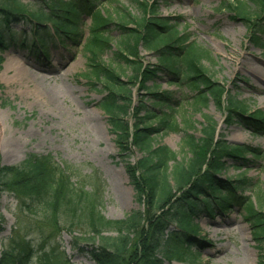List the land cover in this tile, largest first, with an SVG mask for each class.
<instances>
[{"label": "trees", "instance_id": "1", "mask_svg": "<svg viewBox=\"0 0 264 264\" xmlns=\"http://www.w3.org/2000/svg\"><path fill=\"white\" fill-rule=\"evenodd\" d=\"M97 1L36 0V7L29 9L21 0H0V72L3 51L20 39L36 53L38 49L45 53L55 42L70 40L75 46L81 43L85 17L92 22L84 43L86 49L94 57L112 50V20L95 9ZM132 1L142 16L124 15L115 25L120 37L113 62L122 71L123 66L131 68L133 81H122L121 74L110 65L93 63L89 66V82L93 88L102 87L104 97L97 107L108 117L118 156L125 164L136 201L146 207V212H133L122 221L107 219L100 210L104 197L100 179L92 181L90 176L75 183V169L67 163H57L51 155L32 154L18 166H0V196L12 194L21 210L32 216H39L44 209L48 218H54L67 230L86 228V233L74 238V249L88 254L96 264H163L160 252L174 234L176 243L164 258L193 263L198 257L192 249L202 244L192 237L200 234L195 219L203 213L211 215L217 208L228 210L235 204L243 207L256 241L264 247V214L257 212L248 198L236 194L253 186L252 180L244 176L229 184L219 180L227 168L226 158L241 161L251 154L258 159L262 158L261 152L246 145L219 142L216 123L206 117L202 139L187 135L184 140L192 157L179 161L171 148L155 144L158 135L177 132L178 125L173 121L181 103L173 93L159 92L157 81L163 75L168 85L188 89L196 106L214 100L225 107L228 123L242 124L260 135L264 134V110L247 115L245 106L224 85L213 81L203 65L208 53L180 32L176 23L159 16L155 7L158 0ZM230 3L228 8L235 11L234 17L249 29L248 40L264 49V0ZM25 21L33 37H15L13 25ZM138 47L153 52L158 64L144 67L135 62ZM148 83L153 85L148 87ZM136 84L151 98V105H135L131 87ZM132 149L141 154L136 165L129 162ZM174 224L178 233L170 231ZM113 230H117V237L105 235ZM52 254L43 244L35 249L31 241L19 238L1 254L0 264H31L33 258L38 264H54ZM258 264H264V250Z\"/></svg>", "mask_w": 264, "mask_h": 264}, {"label": "rangeland", "instance_id": "2", "mask_svg": "<svg viewBox=\"0 0 264 264\" xmlns=\"http://www.w3.org/2000/svg\"><path fill=\"white\" fill-rule=\"evenodd\" d=\"M230 2L158 0L155 7L160 17L176 23L180 32L186 33L191 41L208 53L203 57L208 75L224 85L245 106L250 116L254 111L264 110V79L258 78L259 74L264 75V49L248 40L249 29L234 17L235 11L228 8ZM21 3L29 9L37 5L36 0H21ZM95 7L103 17L112 20L109 28L113 38L112 50L94 57L86 49L84 43L90 35L92 22L85 17L83 38L76 46L70 40L55 42L45 53L39 49L36 53L20 39L8 44L3 51L0 72V166H18L32 154L51 155L57 163H67L75 169L72 177L75 183H81L90 176L92 181L100 179L104 196L100 208L102 214L109 220L122 221L133 212L145 213L146 207L136 201V192L125 164L118 156L116 137L111 133L108 117L97 107L104 94L100 92L101 85L91 86L89 66L93 63L110 65L121 74L122 81H133L131 68L123 66L122 71L113 62L120 37L115 25L121 22L120 18L124 15L138 17L142 16V11L132 0H98ZM13 32L15 37H33L28 21L14 24ZM135 62L144 67L158 64L156 55L142 47H138ZM17 72L28 74V82L17 80ZM160 76L157 81L159 92L173 93L181 103L176 108L173 121L178 125L177 132L158 135L155 144L168 146L178 154L179 161H187L192 156L185 146L186 136L202 139L203 128L207 126L206 117L210 118L216 123L219 142L229 146L246 145L261 152L262 158L258 159L251 154L241 161L226 158L227 168L219 175V180L229 184L242 176L251 179L253 186L236 194L248 198L255 210L264 214V134H257L242 124L228 123L225 107L214 100L196 106L188 89L168 85L166 77ZM152 85L147 84L148 87ZM131 88L135 105L152 104L140 84ZM140 158L141 154L132 149L129 162L136 165ZM219 209L211 215L203 213L194 221L200 234L192 237L202 242L200 247L192 249L198 257L197 261L180 263L164 258L176 243L174 234V239L160 252L163 264H258L264 247L256 241L243 207L235 204L228 210ZM86 231V228L78 226L72 231L67 230L54 218H48L44 209L39 216H32L21 210L12 194L0 196V256L12 248L15 240L26 238L35 249L43 244L47 251L53 252L54 264H96L88 254L74 249V238ZM170 231L178 233L176 224ZM105 235L117 237L118 232L113 230ZM31 264H38L37 258H33Z\"/></svg>", "mask_w": 264, "mask_h": 264}, {"label": "bare ground", "instance_id": "3", "mask_svg": "<svg viewBox=\"0 0 264 264\" xmlns=\"http://www.w3.org/2000/svg\"><path fill=\"white\" fill-rule=\"evenodd\" d=\"M14 62H16V59L14 60ZM17 63H18V60H17ZM255 72V71H254ZM255 73H257V72H255ZM15 76H16V78H17V80H20L21 81V83H26V82H28V78H29V75L27 74H23V73H20V72H17L16 74H15ZM258 78H262V79H264V75H261V74H259V76H258ZM259 80V79H258ZM261 80V79H260Z\"/></svg>", "mask_w": 264, "mask_h": 264}]
</instances>
